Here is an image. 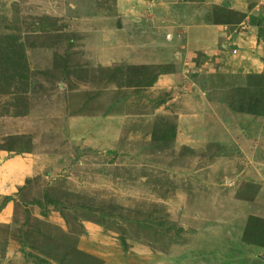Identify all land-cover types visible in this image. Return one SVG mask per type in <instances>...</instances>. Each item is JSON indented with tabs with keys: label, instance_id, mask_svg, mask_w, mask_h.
<instances>
[{
	"label": "rangeland",
	"instance_id": "1",
	"mask_svg": "<svg viewBox=\"0 0 264 264\" xmlns=\"http://www.w3.org/2000/svg\"><path fill=\"white\" fill-rule=\"evenodd\" d=\"M246 17L228 0H0V264H264Z\"/></svg>",
	"mask_w": 264,
	"mask_h": 264
},
{
	"label": "crops",
	"instance_id": "2",
	"mask_svg": "<svg viewBox=\"0 0 264 264\" xmlns=\"http://www.w3.org/2000/svg\"><path fill=\"white\" fill-rule=\"evenodd\" d=\"M228 1L233 8L240 9L247 15L244 21L241 20L239 23H233L234 28L243 31L245 34L244 37H238L235 44L238 47L252 49L259 53L260 49H262L264 52V22L259 21V18L264 19V0ZM219 25L221 26L222 24ZM250 245L251 244H245V246L253 248V246Z\"/></svg>",
	"mask_w": 264,
	"mask_h": 264
},
{
	"label": "trees",
	"instance_id": "3",
	"mask_svg": "<svg viewBox=\"0 0 264 264\" xmlns=\"http://www.w3.org/2000/svg\"><path fill=\"white\" fill-rule=\"evenodd\" d=\"M254 244V243H253ZM256 244V243H255Z\"/></svg>",
	"mask_w": 264,
	"mask_h": 264
}]
</instances>
